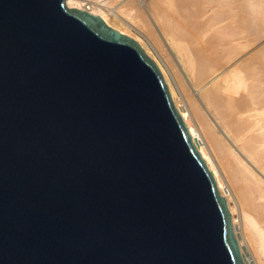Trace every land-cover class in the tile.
<instances>
[{"label":"water","instance_id":"obj_1","mask_svg":"<svg viewBox=\"0 0 264 264\" xmlns=\"http://www.w3.org/2000/svg\"><path fill=\"white\" fill-rule=\"evenodd\" d=\"M0 264H247L156 61L66 0H0Z\"/></svg>","mask_w":264,"mask_h":264},{"label":"bare ground","instance_id":"obj_2","mask_svg":"<svg viewBox=\"0 0 264 264\" xmlns=\"http://www.w3.org/2000/svg\"><path fill=\"white\" fill-rule=\"evenodd\" d=\"M66 2L100 15L109 25L136 39L156 61L198 150L227 199L234 231L250 264L238 229L252 232L256 245L264 248V230L253 214L264 216V48L260 54L241 57L264 35V0H152L150 8L146 4V18L139 15L135 20L103 0ZM110 15L137 30L146 44L117 27ZM147 20L173 52L180 74L195 90L193 96L184 94L186 85L181 81L185 85L182 91L175 61L174 68L169 58L162 56L151 38L153 29H148L152 32L149 34L141 28ZM146 46L155 49L161 62ZM231 63L237 64L227 70ZM252 196L260 202L250 204ZM235 205L241 209L240 218Z\"/></svg>","mask_w":264,"mask_h":264},{"label":"rangeland","instance_id":"obj_3","mask_svg":"<svg viewBox=\"0 0 264 264\" xmlns=\"http://www.w3.org/2000/svg\"><path fill=\"white\" fill-rule=\"evenodd\" d=\"M93 1H98L97 3H102L101 1L102 0H93ZM104 2H106V3H104V4H107L109 7H112V8H115V9H118V10H120V12H122L123 14H125L126 16H128V17H130V18H132V20L134 19H136V17L137 16H139V17H142L143 15V17H145V15H147V12H146V7L147 6H149V8L151 7L150 5H151V1L152 0H146V1H144V4L143 3H141V0H103ZM146 4H147V6H146ZM99 7V8H101V6H99V5H96V7ZM145 6V7H144ZM97 7V8H98ZM102 10H104L105 12H107V10L105 9V8H101ZM110 17L112 18V21H113V23L117 26V27H119L120 29H122V30H125L128 34H130V35H132V36H134L135 38H138L140 41H142V43H144V44H146V40H145V38H144V36H142L137 30H135L134 28H132V27H130V26H128L126 23H124L123 21H121L120 19H118L117 17H115V16H113V15H110ZM146 18V17H145ZM147 19H148V17H147ZM148 26H150V27H148ZM144 31H146L147 33H149V34H151L152 32H155V35L154 34H151L152 35V40L156 43V46H158V49L160 50V52H161V54H162V56H164V58H169L168 59V62L172 65V67H176L178 64H176L177 62H176V59H174L173 57V52L171 51V49H169V47L165 44V42L162 40L161 41V38L157 35L156 36V31L154 30V28H153V26H152V24L150 23V22H148V20H147V23L143 26V27H141ZM150 28H152L153 29V31H152V29H150ZM151 30V31H149V30ZM150 35V36H151ZM158 37L160 38V39H158ZM261 47H263L264 48V35L257 41V42H255L247 51H245V53L242 55V57H241V59H244V58H246V57H250V56H253V55H255V53L256 54H260L261 53V51L260 50H262L263 48H261ZM146 48L148 49V51L150 52V54L153 56V58H155L156 60H158L159 62H161V58H160V55L155 51V49H153V48H150L149 46H146ZM171 51V52H170ZM166 58V59H167ZM171 59V60H170ZM172 61L173 63H171L170 61ZM175 61V64H176V66H175V64H174V61ZM238 63V62H237ZM237 63H231L230 65H228L227 66V70H229V69H231L235 64H237ZM177 68L178 69H176L175 68V72H177L179 75H177V77L179 78L178 79V81H182L181 82V85H182V91H184V87L183 86H185V91H186V93H185V91H184V94H186L187 95V93L189 92L190 93V95L189 96H193L194 95V92H195V90H193V88L191 87V86H189V84H186V80L184 79V76H183V74H180L181 73V70L179 71V66H177ZM179 71V72H178ZM181 75V76H180ZM182 76H183V78H182ZM180 77H181V79H180ZM184 79V80H183ZM194 91V92H193ZM188 93V94H189ZM254 196H252L251 197V199H254L253 201H251L250 202V204L251 203H256V204H258L260 201L257 199V200H255V198H253ZM246 204V203H245ZM236 206L237 205H235V210H236V212H237V214H238V218H240V215H239V213L241 214V209H240V207L239 206H237L238 208H236ZM244 207V209L245 210H247V208H246V206L244 205L243 206ZM239 210H240V212H239ZM254 214V216H255V220H257V223H259L258 224V226L261 228V229H263L264 230V228H263V226H264V216L263 215H259V214H257L256 215V213H253ZM259 220H258V219ZM261 223V224H260ZM262 226V227H261ZM247 236H246V235ZM249 234H250V236H249ZM253 235V233L252 232H246L245 233V231L243 230V227L242 228H239L238 229V236L243 240V247H244V250H245V254L250 258V264H264V248H261V246L260 247H258V244L256 245V239L254 238H252V237H254V236H252ZM248 238V239H246V237ZM250 237V238H249ZM252 238V239H251ZM255 241V243L254 242H252V243H250L251 241ZM247 241V242H246ZM251 244H249V243ZM253 243L258 247V251L256 250V248H255V245H253ZM252 246V247H251ZM253 246H254V248H253ZM252 250V251H251ZM254 250V251H253ZM257 251V252H256ZM256 254V257L257 258H255V257H253V256H255L254 255V253ZM258 253V254H257ZM258 255V256H257ZM258 259V260H257Z\"/></svg>","mask_w":264,"mask_h":264}]
</instances>
